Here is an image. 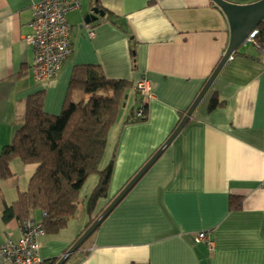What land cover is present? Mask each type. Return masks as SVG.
Returning a JSON list of instances; mask_svg holds the SVG:
<instances>
[{"label": "crops", "instance_id": "0c3cea01", "mask_svg": "<svg viewBox=\"0 0 264 264\" xmlns=\"http://www.w3.org/2000/svg\"><path fill=\"white\" fill-rule=\"evenodd\" d=\"M39 1L0 0V152L30 95L44 91V112H61L74 67L98 66L106 79L133 85L144 79L153 96L147 121L123 125L129 98L130 111L140 103L130 96L109 129L105 152L109 160L115 155V163L107 200L112 199L202 90L228 47V23L211 0H82L66 16L71 56L54 78L39 83L32 79L27 41ZM93 8L104 16L84 24ZM213 95L223 105L208 111ZM9 169L12 178L0 180V242L20 238L21 224L3 222L2 208L26 189L34 171L18 161ZM263 183L264 57L251 46L224 64L175 140L65 264H264ZM230 197L239 199V208L229 209ZM107 200L98 202L91 218ZM85 216L38 238L42 261L69 249L88 223ZM201 232L212 248L195 241Z\"/></svg>", "mask_w": 264, "mask_h": 264}, {"label": "trees", "instance_id": "16d2710c", "mask_svg": "<svg viewBox=\"0 0 264 264\" xmlns=\"http://www.w3.org/2000/svg\"><path fill=\"white\" fill-rule=\"evenodd\" d=\"M257 28L260 37L264 34V21ZM131 94L139 98L140 103L129 111L123 125L144 123L148 119L147 105L134 90L133 83L108 80L98 66L73 68L58 115L44 112V91L30 95L25 101L23 115L15 121L18 127L11 142L0 152V180L12 178L9 169L12 161L33 167L34 171L26 189L18 192L13 203L3 206V222L15 220L22 224L39 212L41 219L38 222L45 235L58 233L75 216L85 182L89 176L96 175L97 183L85 205L88 217L85 231L114 199L107 200L115 155L104 169L99 170V165L107 146L109 129L118 119L125 96L129 98ZM222 105L213 95L208 111ZM138 113H141L140 117ZM100 200H107V205L91 218ZM239 203V199L230 197L229 209L239 208ZM59 259H48L43 264H56Z\"/></svg>", "mask_w": 264, "mask_h": 264}, {"label": "built area", "instance_id": "2783aa9c", "mask_svg": "<svg viewBox=\"0 0 264 264\" xmlns=\"http://www.w3.org/2000/svg\"><path fill=\"white\" fill-rule=\"evenodd\" d=\"M81 1L40 0L33 6V32L27 41L33 51L31 71L35 82H47L54 78L71 56L70 26L66 16L69 12L79 10ZM259 32L258 28L254 29L244 44H249L264 57V34L259 37ZM89 35L93 36L91 32ZM134 90L142 97L144 105L153 97L144 79L135 83ZM20 228L17 242H0V264H43L38 245V238L45 235L42 225L31 217L23 221ZM195 241H206L209 248L213 247V242L203 232L198 233Z\"/></svg>", "mask_w": 264, "mask_h": 264}, {"label": "water", "instance_id": "95a60500", "mask_svg": "<svg viewBox=\"0 0 264 264\" xmlns=\"http://www.w3.org/2000/svg\"><path fill=\"white\" fill-rule=\"evenodd\" d=\"M211 1L224 14L229 27V43L221 61L217 64L216 68L208 77L202 90L200 91L182 120L179 122L177 127L171 133V135L141 167V169L130 179V181L122 188V190L114 197L111 203L102 211V213L94 220V222L81 234V236L69 247V249L62 256H60V259L56 264H65L70 256L77 252V250L87 241V239L95 232V230L106 219V217L132 190V188L151 168V166L160 158L163 152L171 145V143L184 128L189 118L192 116L194 110L220 73L224 64L244 44V40L246 39V37L264 21V0H260L248 5H236L225 0ZM97 15L103 17L104 13L98 8H93L91 14L84 18V24H89L91 21L96 20Z\"/></svg>", "mask_w": 264, "mask_h": 264}, {"label": "rangeland", "instance_id": "374dc122", "mask_svg": "<svg viewBox=\"0 0 264 264\" xmlns=\"http://www.w3.org/2000/svg\"><path fill=\"white\" fill-rule=\"evenodd\" d=\"M245 47H251L249 44H243L241 47H240V50H244L245 49ZM131 97H133L134 98V96L133 95H131ZM139 98H137V100H138ZM130 98H129V100H128V104H127V106L125 107V108H123V111H127V113H129V111H130V106H129V104H130ZM139 103V102H138ZM122 111V110H121ZM122 113V112H121ZM115 126V125H114ZM112 127H113V125L110 127V130L112 129ZM111 135V134H110ZM107 153H109V152H107V150H106V152L104 153V155H103V158H102V160H101V163H100V165H99V170H102V169H104L105 168V166L108 164V162H109V158L107 157ZM94 179H97V176L96 175H91V176H89V178L87 179V181L85 182V184H84V186H83V188L81 189V192H80V196H79V201H78V206H77V211H76V214H75V218H77V217H80V215H82L83 217H86L85 216V214H86V212L84 213V211H85V208H84V205H86V201H87V198H88V196H89V194L91 193V191H92V189H93V187L96 185H94L93 187H91L92 185L90 184L91 183V181H93ZM97 183V182H96ZM84 195H86V197H83ZM84 205H83V204ZM35 218L36 217H38L39 215H40V213L39 212H36L35 214ZM34 218V217H33ZM74 218V219H75ZM40 216H39V218H36V220H38V221H40ZM78 221V219H76L75 220V222H77Z\"/></svg>", "mask_w": 264, "mask_h": 264}]
</instances>
